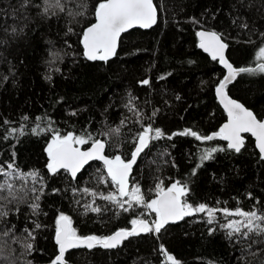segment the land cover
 Listing matches in <instances>:
<instances>
[{
  "label": "trees",
  "instance_id": "1",
  "mask_svg": "<svg viewBox=\"0 0 264 264\" xmlns=\"http://www.w3.org/2000/svg\"><path fill=\"white\" fill-rule=\"evenodd\" d=\"M101 2L0 0V167L11 171V163L22 174L35 171L42 178L33 183L0 175V183L15 185L12 202L0 199L8 213L0 218V264H54L61 214L79 236L106 237L131 228L134 219L151 223L155 215L146 207L133 204L125 211L101 198L119 197L103 163L91 162L75 178L47 168L56 133L90 134L106 143L110 158L127 161L149 125L164 136L151 140L138 158L129 189L139 187L149 202L161 182L164 188L180 182L187 185V203L218 210L213 222L207 213H195L159 233L128 237L114 249H72L66 264H171L166 253L179 264H264V235L230 238L222 227L236 217L225 216L224 209L264 213V159L254 139L245 134L236 153L219 137L179 135L189 129L214 136L227 118L215 93L225 70L199 47L198 31L218 32L233 65L254 68L264 62L256 56L264 45V0H153L156 24L122 33L115 55L93 61L85 56L83 33ZM227 89L264 118V74H241ZM212 148L218 149L212 159L201 163ZM88 205L101 211L91 212Z\"/></svg>",
  "mask_w": 264,
  "mask_h": 264
},
{
  "label": "snow or ice",
  "instance_id": "2",
  "mask_svg": "<svg viewBox=\"0 0 264 264\" xmlns=\"http://www.w3.org/2000/svg\"><path fill=\"white\" fill-rule=\"evenodd\" d=\"M59 7V4L56 5ZM48 11V8H45ZM97 23L88 27L83 33V46L85 55L89 60L107 61L111 56L115 55L117 41L121 33L127 31L134 26L143 28L151 27L157 18L156 7L153 0H105L98 5L95 13ZM15 32V29H13ZM200 47L206 52L212 54V58L219 59V62L227 69V75L216 89L220 96L221 103L228 112L229 122L225 124L218 133L214 136H201L195 131L189 129L184 130L179 135L192 136L197 140H212L219 137L228 141L227 147L239 153L244 147V138L242 133H251L257 141V147L261 153V159H264V122L257 120L256 116L244 107L241 103L228 97L226 88L229 83L234 81L241 74H264V62L259 63L256 67H241L236 68L225 58L224 52L227 45L222 42L221 37L215 32H200ZM258 59L264 61V48L259 49ZM163 79V77H161ZM147 84L148 81H143ZM75 113H73L74 115ZM26 119V118H25ZM123 124V121L121 122ZM17 130L12 129V133ZM21 134H22V130ZM119 131V129H116ZM10 133V134H12ZM154 133V135H153ZM164 136L160 129H155L151 125L145 127L136 138V146L131 154L130 159L126 162L121 156L117 155L114 158H108L104 155L106 143L99 139H93L90 134L75 135L67 133L61 136L59 133L54 134L51 143L48 145L47 152L50 158L47 168L54 174L60 169H64L71 173L73 178L76 177L77 172L90 160H101L107 168V174L111 177V181L118 188L119 197L115 194L101 195V198L116 204L118 207L128 211L133 204L141 205L150 209L157 214L158 219L151 223L144 219L132 220L133 228L131 230H120L113 235L101 237L96 235L79 236L75 229L71 227V219L61 214L57 220L56 243L59 246V254L55 258L54 264H66L65 254L70 249L80 247H87L92 249L101 247L103 249H114L122 244V242L131 236H136L141 233H159L161 229L170 220L183 219L185 216H191L195 213H207L210 217L209 223L213 222L217 209L207 208L201 204L194 207L187 203L182 198L187 195V185H181L180 182L173 183L167 189L164 188L162 182L157 185L158 198L152 200L150 203H145L144 197L141 194V189L135 187L129 189V177L133 166L137 159L149 147L151 140H158ZM171 137H169L170 139ZM91 142L89 150L82 151L80 146ZM218 149L212 148L205 150L200 157L201 163L212 159L213 153ZM5 171L0 167V175L7 176L10 180L19 178L21 181H26L31 178L35 183L41 180L39 174L35 171L22 174L15 168L13 164H8ZM15 185L11 182L0 183V194L7 192V195H0V199H7L9 202L15 199L14 192ZM32 191H36L33 187ZM87 191V190H85ZM93 197L96 193H91ZM122 197H129L130 199L121 202ZM36 202L32 203L31 208L34 214H38L39 210V196L35 198ZM128 204V208L124 205ZM87 210L99 213V207L86 206ZM225 216H236L241 219L229 220L222 227L228 230L227 235L238 236L247 239L252 234L264 235V213H258L255 210L244 211L236 209L229 211L222 210ZM7 212L0 208V218L7 216ZM40 224H35V228H39ZM8 235L7 232L4 233ZM29 236L34 239L31 233ZM28 250L32 249V244L25 245ZM167 255L168 261L171 264H179L173 256Z\"/></svg>",
  "mask_w": 264,
  "mask_h": 264
},
{
  "label": "water",
  "instance_id": "3",
  "mask_svg": "<svg viewBox=\"0 0 264 264\" xmlns=\"http://www.w3.org/2000/svg\"><path fill=\"white\" fill-rule=\"evenodd\" d=\"M154 6H155V4H154ZM156 7V6H155ZM156 11H157V8H156ZM157 18H158V11H157ZM157 18H156V22H157ZM98 21H97V17H96V19H95V21L90 25V26H92V25H94L95 23H97ZM156 22L151 26V27H153L155 24H156ZM90 26H88V27H90ZM87 27V28H88ZM151 27H148V28H143V27H140V26H134V27H132V28H129L127 31H129V30H131V29H135V28H141V29H150ZM86 28V29H87ZM86 31V30H85ZM215 32V33H217L220 37H221V35L218 33V32H216V31H213V30H208V29H201V30H199L198 31V33H197V36H198V39H199V45H200V36H199V33L200 32ZM126 32V31H125ZM124 33V32H123ZM122 34V33H121ZM119 39V38H118ZM221 40H222V42L223 43H225L226 45H227V43L223 40V38L221 37ZM117 47H118V41H117ZM117 47H116V50H117ZM200 47V46H199ZM201 48V47H200ZM202 49V48H201ZM205 53H207L208 55H210L211 57H212V54L210 53V52H206L204 49H202ZM227 50H228V45H227V48L225 49V52H224V55H225V58L228 60V62L229 63H231L232 65H233V63L231 62V60L228 58V56H227ZM84 52H85V49H84ZM86 56V55H85ZM217 60H219L218 58H217ZM220 65L224 68V70H225V75H224V77L227 75V69L224 67V65L223 64H221L220 63ZM234 66V65H233ZM234 67H236V66H234ZM236 68H238V67H236ZM224 77H223V79H224ZM223 79L217 84V86H216V88H215V93H216V96H217V98H218V101H219V103L221 104V106L223 107V109L225 110V112H226V114H227V118H226V120L222 123V125H221V127H220V129L225 125V124H227L228 122H229V117H228V112H227V110L225 109V107H224V105L221 103V100H220V96L218 95V93H217V91H216V89L218 88V86H219V84L223 81ZM235 81V80H234ZM234 81H232V82H234ZM231 82V83H232ZM231 83H229V84H231ZM228 84V85H229ZM226 93H227V95H228V97L229 98H231V99H233V100H235V101H237V102H239V103H241L242 105H244V107L245 108H247L249 111H251L255 116H256V118H257V120H259V121H262V122H264V118H259L257 115H256V113H255V111L252 109V108H249V107H247L241 100H239V99H237V98H235V97H233L229 92H228V89L226 88ZM245 134H249V135H251L252 136V138L254 139V141H255V144H256V147H257V141H256V138L251 134V133H242V136H243V138H244V141H245ZM225 141V140H224ZM227 143H228V141H226ZM245 144V143H244ZM90 147H91V144L89 145V146H87V147H81L80 146V148H81V150L82 151H86V150H89L90 149ZM257 149L259 150V148L257 147ZM260 152V151H259ZM261 154V153H260ZM104 155L105 156H107L108 158H110L107 154H106V147H105V150H104ZM111 159V158H110ZM138 160V159H137ZM94 161H98V162H101V163H103V161H101V160H90V161H88L81 169H80V171L79 172H77V175L87 166V165H89L91 162H94ZM128 161V160H127ZM126 161V162H127ZM104 164V163H103ZM134 167V166H133ZM70 173V172H69ZM71 174V173H70ZM77 175H76V177H77ZM168 188V187H167ZM167 188H165V189H167ZM158 198V195H157V197H156V199ZM59 219V218H58ZM142 219H144V220H147V219H145V218H142ZM180 220L181 219H179V220H170L167 224H170V223H178V222H180ZM148 221V220H147ZM71 227H72V224H71ZM133 228V226L131 227V228H120V229H117V230H115V231H113L112 233H110L108 236H110V235H113L115 232H117V231H120V230H131ZM142 234V233H141ZM87 236H90V235H87ZM82 237H85V236H82ZM126 240V239H125ZM124 240V241H125ZM123 241V242H124ZM122 242V243H123ZM81 248V247H80ZM87 248V247H86ZM70 250H72V249H70ZM70 250H68L67 252H69ZM66 252V253H67ZM59 254V253H58ZM66 261V260H65Z\"/></svg>",
  "mask_w": 264,
  "mask_h": 264
},
{
  "label": "rangeland",
  "instance_id": "4",
  "mask_svg": "<svg viewBox=\"0 0 264 264\" xmlns=\"http://www.w3.org/2000/svg\"><path fill=\"white\" fill-rule=\"evenodd\" d=\"M260 48H264V45L263 46H261ZM259 48V49H260ZM259 49H258V51L256 52V56L258 57L259 56ZM183 200H184V197L182 198ZM125 200H128V199H125ZM185 201V200H184ZM151 201H145V203H150ZM126 205H128V204H126ZM236 209H239V208H235V209H230L229 211H235ZM146 212L148 213V214H150V215H152L154 212H152L150 209H147L146 208ZM154 218H153V221H155V220H157L158 219V217H157V214L156 213H154ZM235 219H241L240 217H235ZM231 220V219H230Z\"/></svg>",
  "mask_w": 264,
  "mask_h": 264
}]
</instances>
